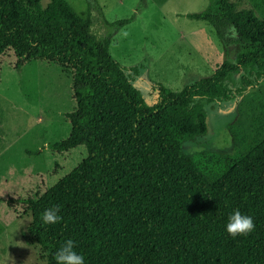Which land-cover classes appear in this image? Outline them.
I'll return each instance as SVG.
<instances>
[{"label": "trees", "instance_id": "obj_1", "mask_svg": "<svg viewBox=\"0 0 264 264\" xmlns=\"http://www.w3.org/2000/svg\"><path fill=\"white\" fill-rule=\"evenodd\" d=\"M87 6L82 18L65 0L44 8L40 0H0V58L13 53L16 68L42 59L72 72L70 134L52 149L86 148L67 175L23 200L48 264L66 239L85 264H264V138L213 177L182 152L184 141L207 132L204 106L235 97L232 74L247 73L243 86L264 78V20L229 0L187 14L239 53L179 91L159 86L148 105L127 73L137 71L109 51L112 34L129 20L108 22L96 0ZM52 206L62 219L44 225L40 217ZM233 209L253 217L248 235L224 230Z\"/></svg>", "mask_w": 264, "mask_h": 264}, {"label": "rangeland", "instance_id": "obj_2", "mask_svg": "<svg viewBox=\"0 0 264 264\" xmlns=\"http://www.w3.org/2000/svg\"><path fill=\"white\" fill-rule=\"evenodd\" d=\"M82 18L87 0H65ZM49 0H40L44 8ZM108 22L129 20L112 34L109 51L148 105L156 88L179 91L233 62L238 45H225L204 22L189 19L209 0H96ZM264 20V0H229ZM0 58V264H48L47 251L30 235L25 199L40 196L86 157L84 146L52 149L70 134L76 108L69 67L42 59L15 67ZM242 70L227 81L235 97L204 106L207 132L186 140L182 152L209 177L217 176L264 138V78L242 85ZM244 89L242 96L236 88Z\"/></svg>", "mask_w": 264, "mask_h": 264}, {"label": "clouds", "instance_id": "obj_3", "mask_svg": "<svg viewBox=\"0 0 264 264\" xmlns=\"http://www.w3.org/2000/svg\"><path fill=\"white\" fill-rule=\"evenodd\" d=\"M59 206H52L44 210L40 219L44 225L56 224L62 219L58 215ZM255 228L253 217L243 214L239 209H233L227 216L224 230L233 238L251 233ZM55 264H85L84 256L76 250L75 241L66 239L57 250L52 253Z\"/></svg>", "mask_w": 264, "mask_h": 264}]
</instances>
